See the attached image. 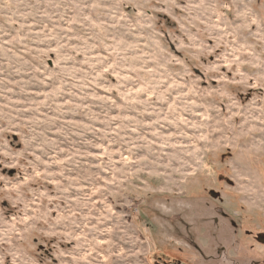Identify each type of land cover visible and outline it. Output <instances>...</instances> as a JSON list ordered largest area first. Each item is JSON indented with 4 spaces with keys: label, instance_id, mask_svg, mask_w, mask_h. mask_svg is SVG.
I'll use <instances>...</instances> for the list:
<instances>
[{
    "label": "rangeland",
    "instance_id": "rangeland-1",
    "mask_svg": "<svg viewBox=\"0 0 264 264\" xmlns=\"http://www.w3.org/2000/svg\"><path fill=\"white\" fill-rule=\"evenodd\" d=\"M0 264H264V0H0Z\"/></svg>",
    "mask_w": 264,
    "mask_h": 264
}]
</instances>
